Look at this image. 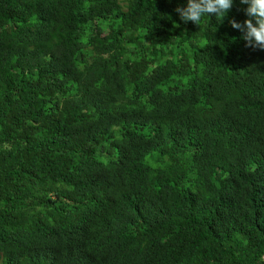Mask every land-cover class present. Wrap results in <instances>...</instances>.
I'll return each mask as SVG.
<instances>
[{"label": "trees", "instance_id": "trees-1", "mask_svg": "<svg viewBox=\"0 0 264 264\" xmlns=\"http://www.w3.org/2000/svg\"><path fill=\"white\" fill-rule=\"evenodd\" d=\"M186 6L0 0V264H264V50Z\"/></svg>", "mask_w": 264, "mask_h": 264}, {"label": "clouds", "instance_id": "clouds-1", "mask_svg": "<svg viewBox=\"0 0 264 264\" xmlns=\"http://www.w3.org/2000/svg\"><path fill=\"white\" fill-rule=\"evenodd\" d=\"M247 5L244 9L248 17L243 23L231 21L232 27L243 33L247 46L264 50V0H240ZM233 0H187L186 7H177L175 11L184 23L199 25L202 16H215L221 22L232 8Z\"/></svg>", "mask_w": 264, "mask_h": 264}, {"label": "rangeland", "instance_id": "rangeland-1", "mask_svg": "<svg viewBox=\"0 0 264 264\" xmlns=\"http://www.w3.org/2000/svg\"><path fill=\"white\" fill-rule=\"evenodd\" d=\"M149 158H150V156L147 157V160H148V161H150Z\"/></svg>", "mask_w": 264, "mask_h": 264}]
</instances>
